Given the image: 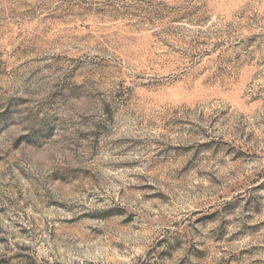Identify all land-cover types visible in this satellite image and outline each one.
<instances>
[{"label": "rangeland", "instance_id": "1", "mask_svg": "<svg viewBox=\"0 0 264 264\" xmlns=\"http://www.w3.org/2000/svg\"><path fill=\"white\" fill-rule=\"evenodd\" d=\"M0 264H264V0H0Z\"/></svg>", "mask_w": 264, "mask_h": 264}]
</instances>
